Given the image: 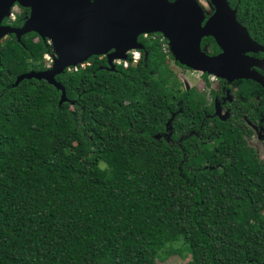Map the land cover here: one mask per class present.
I'll list each match as a JSON object with an SVG mask.
<instances>
[{
    "label": "trees",
    "instance_id": "trees-1",
    "mask_svg": "<svg viewBox=\"0 0 264 264\" xmlns=\"http://www.w3.org/2000/svg\"><path fill=\"white\" fill-rule=\"evenodd\" d=\"M158 39L139 38L134 66L92 57L56 76L61 106L43 80L14 85L48 68V42L0 41V264H264V152L226 123L196 136L202 98Z\"/></svg>",
    "mask_w": 264,
    "mask_h": 264
},
{
    "label": "water",
    "instance_id": "water-1",
    "mask_svg": "<svg viewBox=\"0 0 264 264\" xmlns=\"http://www.w3.org/2000/svg\"><path fill=\"white\" fill-rule=\"evenodd\" d=\"M15 7L27 11L22 25L3 24L12 17ZM204 31L189 28L182 18L180 3L169 4L167 0H0V41L14 35L21 42L22 36L35 33L51 49V65L46 70L24 73L14 85L23 80H43L60 91L59 106L67 100L56 76L92 57H104L105 69L113 72V61L124 60L126 52L145 51L138 41L142 35H162L180 65L224 78V74L215 72L221 58H206L199 50L198 41ZM234 72V78L252 79L264 85L245 69ZM170 123L166 124L168 133L163 134L167 140Z\"/></svg>",
    "mask_w": 264,
    "mask_h": 264
},
{
    "label": "flooded vegetation",
    "instance_id": "flooded-vegetation-1",
    "mask_svg": "<svg viewBox=\"0 0 264 264\" xmlns=\"http://www.w3.org/2000/svg\"><path fill=\"white\" fill-rule=\"evenodd\" d=\"M167 2L180 3L182 18L189 28L205 30L198 41L200 52L206 58H221L222 61L215 72L224 74V78L202 73L199 87L184 90L193 89L203 101L199 124L202 131L196 136L200 140L212 141V133H208V130L218 123H226L240 132L246 147L257 152L256 145H260L264 152V85L252 79L234 78L235 70L245 69L247 74L264 82V0ZM24 10L21 13L27 14ZM143 36L139 38L144 40ZM146 37L145 40L155 41L163 36L150 34ZM163 42L168 46L164 37ZM168 51L166 59L176 65L178 62L169 46ZM176 66L182 70L188 69L182 65ZM171 257L168 256L166 260ZM184 260L181 264H190V254Z\"/></svg>",
    "mask_w": 264,
    "mask_h": 264
},
{
    "label": "rangeland",
    "instance_id": "rangeland-1",
    "mask_svg": "<svg viewBox=\"0 0 264 264\" xmlns=\"http://www.w3.org/2000/svg\"><path fill=\"white\" fill-rule=\"evenodd\" d=\"M14 10V17L16 14L20 13L22 10L17 9L16 7L13 8ZM167 65L169 68L174 72L176 75L177 79L180 81L182 85V89H189V88H197L200 86L201 83V74L200 72H195L191 71L189 69L182 70L178 66H176L172 61L167 60ZM47 66L49 67L50 64L47 63ZM260 145H256V150L259 156L262 155V150H261ZM175 249L179 248L181 250H184V242L179 240L178 242H175L172 245ZM172 257L168 260H166L168 257L164 258H158L157 264H181L184 260V255H171ZM182 258V260H180ZM185 261V260H184Z\"/></svg>",
    "mask_w": 264,
    "mask_h": 264
},
{
    "label": "built area",
    "instance_id": "built-area-1",
    "mask_svg": "<svg viewBox=\"0 0 264 264\" xmlns=\"http://www.w3.org/2000/svg\"><path fill=\"white\" fill-rule=\"evenodd\" d=\"M11 20L14 19V14L12 15V17L10 18ZM147 35H144L143 38H147L146 37ZM152 40V39H150ZM159 43L161 44V47H162V52L164 54H168V46L163 42V37L159 39ZM141 55H142V51L140 50H130L128 52H126V58L124 60H114L113 61V64L116 66H122L123 68H127L128 66H134L136 65L140 59H141ZM45 60L51 64V59H50V56L49 55H45ZM89 63L88 62H85L83 64H80V65H77L75 67H70L68 68L67 70L70 71V70H73V71H77L78 68H84L85 66H88Z\"/></svg>",
    "mask_w": 264,
    "mask_h": 264
},
{
    "label": "clouds",
    "instance_id": "clouds-1",
    "mask_svg": "<svg viewBox=\"0 0 264 264\" xmlns=\"http://www.w3.org/2000/svg\"><path fill=\"white\" fill-rule=\"evenodd\" d=\"M51 65V64H50Z\"/></svg>",
    "mask_w": 264,
    "mask_h": 264
}]
</instances>
